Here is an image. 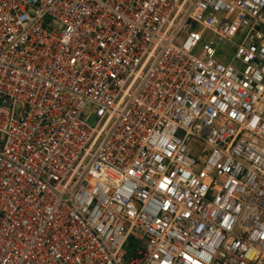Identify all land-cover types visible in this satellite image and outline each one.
I'll return each instance as SVG.
<instances>
[{
    "label": "built area",
    "instance_id": "1",
    "mask_svg": "<svg viewBox=\"0 0 264 264\" xmlns=\"http://www.w3.org/2000/svg\"><path fill=\"white\" fill-rule=\"evenodd\" d=\"M0 264H264V0H0Z\"/></svg>",
    "mask_w": 264,
    "mask_h": 264
},
{
    "label": "rangeland",
    "instance_id": "2",
    "mask_svg": "<svg viewBox=\"0 0 264 264\" xmlns=\"http://www.w3.org/2000/svg\"><path fill=\"white\" fill-rule=\"evenodd\" d=\"M237 42H238V40H236ZM219 48H222V46H219ZM131 244L133 245L134 244V242L133 241H131ZM144 245H145V243L143 242V243H140L139 244V247H144ZM129 258V257H128Z\"/></svg>",
    "mask_w": 264,
    "mask_h": 264
}]
</instances>
